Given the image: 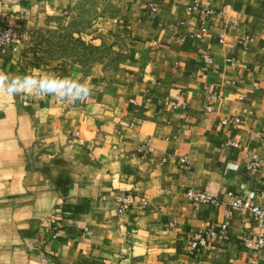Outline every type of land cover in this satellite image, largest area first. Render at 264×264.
<instances>
[{"label": "crops", "instance_id": "0c3cea01", "mask_svg": "<svg viewBox=\"0 0 264 264\" xmlns=\"http://www.w3.org/2000/svg\"><path fill=\"white\" fill-rule=\"evenodd\" d=\"M0 22L68 29L100 50L44 62L29 38L0 48V71L93 88L74 104L0 96V264H264V249L241 241L264 229L227 202L264 205V154L257 170L244 165L264 127V0H0ZM188 187L221 203L191 200ZM127 192L147 205L118 211ZM221 223L190 253L193 232Z\"/></svg>", "mask_w": 264, "mask_h": 264}, {"label": "built area", "instance_id": "2783aa9c", "mask_svg": "<svg viewBox=\"0 0 264 264\" xmlns=\"http://www.w3.org/2000/svg\"><path fill=\"white\" fill-rule=\"evenodd\" d=\"M149 9L151 13L156 12V5L154 3L149 4ZM202 12H206L205 10H202ZM29 34L25 33L18 28H16L13 25L0 22V48L7 46L10 43H13L14 41L18 39H28ZM263 56H264V49H263ZM264 65V64H263ZM213 95L209 94L207 98V102L203 104L202 109L206 111L211 110V99ZM240 99L243 98V95L239 96ZM171 104L173 106H185L184 101H177V100H171ZM240 117L239 116H233V117H223L221 119V123L223 124H232L236 125L239 123ZM259 139L261 140V149L260 151H251L249 156L247 157L246 161L244 162L245 167L250 171H255L263 164V154H264V127L261 128ZM229 144H231L234 147H237L239 143L231 139L228 141ZM140 149H143L145 151H149L150 148L148 146H142ZM179 168L183 173H187L189 169L191 168V160L188 157V155L183 154L179 156ZM185 193L187 197L191 200L200 201L204 203H209L212 205H218L221 203V200L215 196V194L209 190L200 189L196 187H188L185 190ZM117 210L118 211H127L131 207L139 205V206H145L148 203L147 196L143 194H132L130 192L123 193L117 195ZM227 202L240 209L248 210L253 216L258 220L259 225L264 229V205L251 202L250 200L241 198L239 196L235 197L232 195H229ZM169 225H173L172 222H169ZM226 227L225 223H221L218 227V229L212 228H201L191 235L190 241H189V251L190 253H193L200 247H204L207 244V238L208 236H215V235H223L224 229ZM242 243L249 248H261L264 249V233L257 234L256 236H253L252 234H245L241 237ZM196 264H202L201 261H198Z\"/></svg>", "mask_w": 264, "mask_h": 264}, {"label": "clouds", "instance_id": "9594fccd", "mask_svg": "<svg viewBox=\"0 0 264 264\" xmlns=\"http://www.w3.org/2000/svg\"><path fill=\"white\" fill-rule=\"evenodd\" d=\"M92 93L93 88L87 82L78 79L41 74L36 69L23 75L0 71V96H24L25 98L52 96L74 104L87 101Z\"/></svg>", "mask_w": 264, "mask_h": 264}, {"label": "rangeland", "instance_id": "374dc122", "mask_svg": "<svg viewBox=\"0 0 264 264\" xmlns=\"http://www.w3.org/2000/svg\"><path fill=\"white\" fill-rule=\"evenodd\" d=\"M30 45L27 51L41 61L55 58H69L87 61L99 56L100 50L68 29H37L29 33Z\"/></svg>", "mask_w": 264, "mask_h": 264}]
</instances>
